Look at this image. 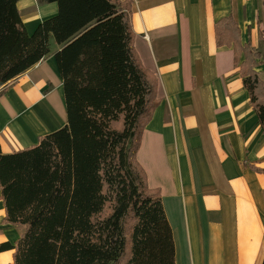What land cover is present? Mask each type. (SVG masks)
<instances>
[{"label": "trees", "instance_id": "16d2710c", "mask_svg": "<svg viewBox=\"0 0 264 264\" xmlns=\"http://www.w3.org/2000/svg\"><path fill=\"white\" fill-rule=\"evenodd\" d=\"M0 0V89L51 54L63 81L67 124L39 144L3 154L6 222L25 228L13 264H175L161 193L137 161L158 106L156 76L134 48L132 0H37L58 13L29 33L18 2ZM264 130V55L242 44L232 16L215 26ZM262 34V30H261ZM242 57L244 58L241 62Z\"/></svg>", "mask_w": 264, "mask_h": 264}, {"label": "crops", "instance_id": "0c3cea01", "mask_svg": "<svg viewBox=\"0 0 264 264\" xmlns=\"http://www.w3.org/2000/svg\"><path fill=\"white\" fill-rule=\"evenodd\" d=\"M18 8L29 33L58 13L56 3L37 0H20ZM229 16L242 44L264 45V0H132L134 48L158 80V106L137 161L149 188L161 193L175 264H264V130L233 48L216 41V23ZM61 48L53 44L49 56L0 89L3 154L66 126L55 59ZM257 71L264 83V64ZM6 217L0 186V245L25 232ZM14 254L0 253V264H13Z\"/></svg>", "mask_w": 264, "mask_h": 264}, {"label": "rangeland", "instance_id": "374dc122", "mask_svg": "<svg viewBox=\"0 0 264 264\" xmlns=\"http://www.w3.org/2000/svg\"><path fill=\"white\" fill-rule=\"evenodd\" d=\"M262 18L260 19L261 20V23H262V27L264 28V16H261ZM257 51H259L262 55H264V45L258 49H256ZM48 108V107H47ZM49 109V108H48ZM50 110V109H49ZM126 259V258H125ZM124 259V261L122 262L123 263H126V260Z\"/></svg>", "mask_w": 264, "mask_h": 264}, {"label": "bare ground", "instance_id": "6f19581e", "mask_svg": "<svg viewBox=\"0 0 264 264\" xmlns=\"http://www.w3.org/2000/svg\"><path fill=\"white\" fill-rule=\"evenodd\" d=\"M53 101H54V106H56L58 111L61 113L62 112V110H61L62 108L59 105V100L53 99ZM52 105H53V103H52Z\"/></svg>", "mask_w": 264, "mask_h": 264}]
</instances>
